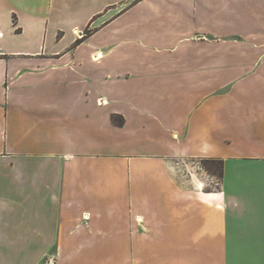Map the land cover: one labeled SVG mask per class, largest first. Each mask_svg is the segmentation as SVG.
Listing matches in <instances>:
<instances>
[{
    "label": "crops",
    "instance_id": "crops-1",
    "mask_svg": "<svg viewBox=\"0 0 264 264\" xmlns=\"http://www.w3.org/2000/svg\"><path fill=\"white\" fill-rule=\"evenodd\" d=\"M176 159L221 160L220 191ZM130 205L146 244L264 264V0H0V264H109Z\"/></svg>",
    "mask_w": 264,
    "mask_h": 264
},
{
    "label": "rangeland",
    "instance_id": "rangeland-1",
    "mask_svg": "<svg viewBox=\"0 0 264 264\" xmlns=\"http://www.w3.org/2000/svg\"><path fill=\"white\" fill-rule=\"evenodd\" d=\"M91 32L87 30L85 32L86 37H89ZM212 41L213 40L205 39L204 45L206 47H211L213 45ZM215 41H219L222 47L227 48L237 45L232 37H222L215 39ZM241 41L242 44L240 45H244L245 40L241 39ZM222 166L223 162L221 160H173L172 175L174 184L177 186L178 190L187 191L189 193L200 189L204 191L203 193H218L220 191L219 182L222 176ZM219 206L222 208V204ZM130 207V216L125 225L126 229L124 230L127 246L124 252L120 251L117 256V248L109 245L104 251L105 253H103L107 255L108 258L106 259L109 264H134L138 262L139 259H141V264H246V258H236L234 252L232 253L228 246L223 245L224 242L222 240L220 241V245L206 243L203 246L163 247L159 245L152 246V243L146 244L145 238L155 240L157 239L156 233L150 228L151 226L148 223H144V218L143 223L139 225L135 217V214L138 212H135V210L133 211L131 205ZM181 209L182 206L176 204L173 210L174 218L178 223L185 217L181 214ZM188 210L189 218L193 216L191 214H195L197 211L192 201H190L188 205ZM204 215L206 218L208 217L207 214L204 213ZM56 253V248H52L45 257L46 259L43 261V264H59L57 263V259H55L57 258ZM121 254H125L124 258Z\"/></svg>",
    "mask_w": 264,
    "mask_h": 264
},
{
    "label": "trees",
    "instance_id": "trees-1",
    "mask_svg": "<svg viewBox=\"0 0 264 264\" xmlns=\"http://www.w3.org/2000/svg\"><path fill=\"white\" fill-rule=\"evenodd\" d=\"M113 122H114L116 125H123V120L120 119V118H117V117H114V118H113Z\"/></svg>",
    "mask_w": 264,
    "mask_h": 264
}]
</instances>
